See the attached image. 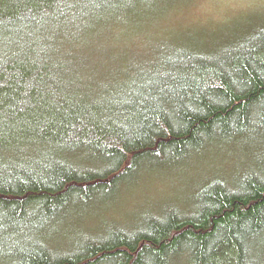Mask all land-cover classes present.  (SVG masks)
Listing matches in <instances>:
<instances>
[{
  "label": "trees",
  "instance_id": "1",
  "mask_svg": "<svg viewBox=\"0 0 264 264\" xmlns=\"http://www.w3.org/2000/svg\"><path fill=\"white\" fill-rule=\"evenodd\" d=\"M196 2L0 0V264H264V6Z\"/></svg>",
  "mask_w": 264,
  "mask_h": 264
},
{
  "label": "rangeland",
  "instance_id": "2",
  "mask_svg": "<svg viewBox=\"0 0 264 264\" xmlns=\"http://www.w3.org/2000/svg\"><path fill=\"white\" fill-rule=\"evenodd\" d=\"M188 3L183 6L188 5ZM261 3H264V0H197L196 4L189 8L186 16L180 22L179 27L187 26L194 22H212L213 20L211 18H217L225 13H232V11L235 10L239 12L250 9V6L254 4H258L259 7L264 6L261 5ZM153 181V177H150L147 180H141L139 182L128 184L126 185V188L123 191L124 193L119 201L118 198L120 194L114 197L113 200L109 201L106 205H101L99 207L111 205L115 214L122 208L124 209L122 213L126 217L130 218L128 222L135 221L134 216L137 213L146 212V209L144 208L145 205L142 203L143 201L151 200L150 203L153 205L159 200L155 194L150 192L144 194L141 193L150 188V183H154ZM157 183L164 186L168 185V183L164 180L163 182L157 181ZM177 184L178 183L175 182L169 183L172 188ZM164 190L167 192L166 188H164ZM96 209L93 210L92 213H97Z\"/></svg>",
  "mask_w": 264,
  "mask_h": 264
}]
</instances>
